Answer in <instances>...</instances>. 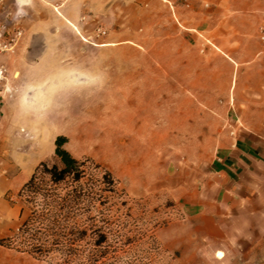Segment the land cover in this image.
Listing matches in <instances>:
<instances>
[{
	"label": "crops",
	"instance_id": "obj_1",
	"mask_svg": "<svg viewBox=\"0 0 264 264\" xmlns=\"http://www.w3.org/2000/svg\"><path fill=\"white\" fill-rule=\"evenodd\" d=\"M125 1L136 6L134 19L140 18L135 13L145 7L150 15L161 7L172 11L180 40L187 46L190 42L191 48L181 53L185 63L180 72H193L194 81L187 76L157 82V72H173L170 65H109V57L121 56L119 49L69 47L84 46L92 37L118 35L119 0H66L57 7L43 0H0L3 34L21 30L12 50L0 53V65L6 68V79L0 84V126L4 122L0 207L11 208L4 195L28 179L42 156L40 140L26 151L23 139L13 141L10 124L5 130L6 122H23L14 132L26 136L52 137L54 147L58 135H88L91 114L101 109L93 106L110 102L119 104V124L109 126L105 120L98 126L101 131H119V137L152 136L155 118L144 114L154 111L149 101L157 88H195V102L181 92L178 113L181 121H188L189 107L191 120L197 122L203 121L201 98L206 89L214 100L212 112L228 122L227 137L197 168L189 186L183 187L185 218L195 228L205 221L204 227L212 233L210 244L198 246L205 249L204 256L225 257L233 264H264V46L259 40L264 0ZM173 21L170 18L176 27ZM141 73L147 75L141 77ZM109 95L116 101H109ZM61 117L72 122L73 132L50 130L48 122ZM6 144L21 147L25 154H5ZM26 169L28 174L21 179ZM5 217L0 223H6ZM4 224H0V237ZM230 248L237 251L233 256L227 254ZM11 252L0 246V264H21Z\"/></svg>",
	"mask_w": 264,
	"mask_h": 264
},
{
	"label": "rangeland",
	"instance_id": "obj_2",
	"mask_svg": "<svg viewBox=\"0 0 264 264\" xmlns=\"http://www.w3.org/2000/svg\"><path fill=\"white\" fill-rule=\"evenodd\" d=\"M132 5V2L119 0L118 35L111 33L107 37H92L84 42V46L75 44L69 47L119 49L121 56L109 57V65H170L173 72H157V82L168 78L173 82L181 81L187 76L188 81H194L193 72H180V66L185 63L181 53L191 48L190 42L187 46L180 40V26L172 11H164L161 7L150 15L145 7L135 13L140 18L134 19L136 6ZM170 18L176 27L171 25ZM192 44L196 45L194 41ZM223 74L221 81L225 80ZM143 75L147 74L141 73V77ZM155 91V98L149 101L154 111L144 114L155 118L152 123L154 135L119 137V131H108L109 134L101 131L98 126L105 120L109 126L119 124V104L109 102L107 105L93 106V109H101L93 110L91 114L89 134L65 136L67 142L64 147L76 158H91L109 170L117 180L119 193L126 201V207L121 208L122 214L119 216V264H233L227 262L225 257L221 259L214 255L213 259L204 256L205 249H198L203 242L211 243L212 233L204 227L205 221H199V227L195 228L194 222L185 218L181 200L183 187L189 186L197 168L207 162L212 150L226 139L228 122L220 113L212 112L210 104L214 100L209 90H203V121L198 122L191 120L189 107L188 121H181L178 113L183 103L181 92L189 101L195 102V88H157ZM110 97L109 101H116ZM48 123L52 132H73L70 130L72 122L68 118L61 117ZM3 124L2 121L0 128H3ZM8 124L13 128V141L15 137L23 139L26 151H31L35 141L40 140V161L53 160L52 137L44 135L39 138L14 132L15 126L23 125L19 121L6 122L5 130ZM169 126L170 130L167 129ZM14 151L25 154L21 147L12 144L4 146L5 154ZM27 174L26 169L21 179ZM19 188L4 195L11 208L4 210L0 207V213L5 212L0 215V222L6 216V223H0L5 226L1 237L10 235L19 225L20 203L16 197ZM234 252H237L234 248L227 250L229 256H233ZM10 254L20 258L21 264H49L14 250Z\"/></svg>",
	"mask_w": 264,
	"mask_h": 264
},
{
	"label": "trees",
	"instance_id": "obj_3",
	"mask_svg": "<svg viewBox=\"0 0 264 264\" xmlns=\"http://www.w3.org/2000/svg\"><path fill=\"white\" fill-rule=\"evenodd\" d=\"M66 142L56 136L53 160L40 161L20 186V222L0 246L49 264H119L126 201L117 180L91 158L74 157Z\"/></svg>",
	"mask_w": 264,
	"mask_h": 264
},
{
	"label": "built area",
	"instance_id": "obj_4",
	"mask_svg": "<svg viewBox=\"0 0 264 264\" xmlns=\"http://www.w3.org/2000/svg\"><path fill=\"white\" fill-rule=\"evenodd\" d=\"M55 2L53 6L57 7L62 5L66 0H43ZM21 37V30L14 29L12 32L4 35L0 28V53L8 52L12 50L15 44L18 42ZM259 40L264 45V28H261L259 31ZM6 79V68L3 65H0V84H2Z\"/></svg>",
	"mask_w": 264,
	"mask_h": 264
},
{
	"label": "snow or ice",
	"instance_id": "obj_5",
	"mask_svg": "<svg viewBox=\"0 0 264 264\" xmlns=\"http://www.w3.org/2000/svg\"><path fill=\"white\" fill-rule=\"evenodd\" d=\"M218 255H222V254H219V253H218Z\"/></svg>",
	"mask_w": 264,
	"mask_h": 264
}]
</instances>
